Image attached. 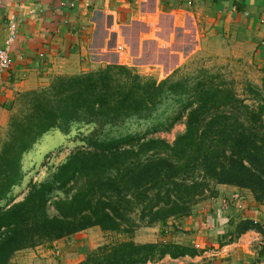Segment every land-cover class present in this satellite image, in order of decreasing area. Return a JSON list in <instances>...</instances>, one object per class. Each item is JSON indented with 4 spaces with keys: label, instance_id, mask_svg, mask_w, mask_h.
I'll list each match as a JSON object with an SVG mask.
<instances>
[{
    "label": "trees",
    "instance_id": "trees-1",
    "mask_svg": "<svg viewBox=\"0 0 264 264\" xmlns=\"http://www.w3.org/2000/svg\"><path fill=\"white\" fill-rule=\"evenodd\" d=\"M248 88L244 97L233 81L208 68L185 72L181 66L157 79L107 64L56 75L20 93L0 140V201L8 200L0 208V264L20 250L92 227L129 239L92 249L77 264H176L161 261L198 254L186 245L133 236L141 226L190 215L219 184L249 189L264 205V95L257 85ZM132 120L146 128L120 132ZM183 121L185 130L173 142L156 135ZM81 125L95 126L84 144L12 202L24 178V155L44 134H70ZM243 225L240 232L260 224Z\"/></svg>",
    "mask_w": 264,
    "mask_h": 264
},
{
    "label": "crops",
    "instance_id": "crops-1",
    "mask_svg": "<svg viewBox=\"0 0 264 264\" xmlns=\"http://www.w3.org/2000/svg\"><path fill=\"white\" fill-rule=\"evenodd\" d=\"M12 20L17 32L8 44ZM0 45L9 46L14 59L0 70L2 135L16 97L56 75L124 64L160 79L199 55L255 62L264 72V0H0ZM216 189L190 215L148 227L158 232L136 241H171L198 251L165 257L176 264H264V205L249 189ZM256 220L258 227L239 231ZM73 236L20 250L9 264H77L94 246L71 258Z\"/></svg>",
    "mask_w": 264,
    "mask_h": 264
},
{
    "label": "rangeland",
    "instance_id": "rangeland-1",
    "mask_svg": "<svg viewBox=\"0 0 264 264\" xmlns=\"http://www.w3.org/2000/svg\"><path fill=\"white\" fill-rule=\"evenodd\" d=\"M186 63L187 64L183 66L185 72H193L198 67H202L208 68L214 72L222 73L229 81L234 82V87L237 88L244 97H248L246 94L250 92L248 83L259 86L263 90L264 95V72L255 62L243 60H219L212 59L204 55H199ZM163 78L165 77L160 79ZM249 102L251 103L252 100H249ZM17 108L18 107H16V103H14L12 105V112ZM94 127V125H81L80 128L72 130L70 134H64L58 129L44 134V136L38 141L34 148L27 152L23 157L24 178L20 185L14 187L12 196L15 199L12 202L23 200L28 194L32 183H38L47 179L49 175L56 169V167L61 164L78 146L84 144L82 137L85 134H89L94 129ZM145 128V123L132 120L127 122L125 127L121 128L120 132H137L144 130ZM7 129L8 126L6 131L2 132V135H0V140L5 138ZM184 130L185 122L183 121L178 123L170 132H161L157 133L156 135L166 138L169 142H173L177 135ZM7 203L8 200H1L0 208L6 206ZM55 212L56 211L54 208L51 207L50 214L53 215ZM94 230L87 232V236H83L81 233L73 236V241L68 242L70 249L67 255L71 256V258L76 257L82 251L86 250V248H88L90 245L94 246L95 249L101 246H109L117 241L129 239V235L127 234H120L110 231L101 232L99 229L98 233ZM157 232V228L141 226L135 231L133 239H150L149 237H151V235L154 236ZM155 237L157 239L158 236L156 235ZM67 250L68 249H66V251ZM161 262L166 263V260H162Z\"/></svg>",
    "mask_w": 264,
    "mask_h": 264
},
{
    "label": "built area",
    "instance_id": "built-area-1",
    "mask_svg": "<svg viewBox=\"0 0 264 264\" xmlns=\"http://www.w3.org/2000/svg\"><path fill=\"white\" fill-rule=\"evenodd\" d=\"M11 36L8 39V44H10L14 40V35L17 32V25L15 21H10L9 23ZM14 62L13 56L10 52L9 46H1L0 45V70L4 71L9 69ZM257 222V220H256Z\"/></svg>",
    "mask_w": 264,
    "mask_h": 264
}]
</instances>
